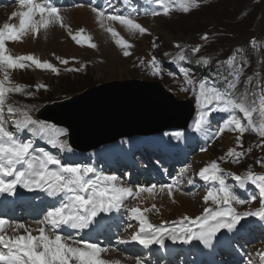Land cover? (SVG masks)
I'll use <instances>...</instances> for the list:
<instances>
[{"label":"rangeland","instance_id":"1","mask_svg":"<svg viewBox=\"0 0 264 264\" xmlns=\"http://www.w3.org/2000/svg\"><path fill=\"white\" fill-rule=\"evenodd\" d=\"M87 1L89 0H74L70 3L72 6L67 8L64 7V9L61 10L69 11V9L71 10L73 7L80 6V4L83 6L87 4L90 6V1ZM100 1L104 2L105 0ZM108 2L114 7L102 8V10L106 9L107 14H126L134 9L137 15L133 18L149 29V33L145 34H140L138 32L130 33L126 26L121 25L118 21L109 22L125 39L129 40L132 46L127 50L131 55L127 57L123 55L125 49H122L115 43L117 37H113L106 31L105 27L100 26L101 23L98 21L97 16L94 17L96 22L95 25H97L94 31L84 23L80 24L79 26L81 27H79L71 22V18L65 19L66 24L69 25L71 23L70 27L73 33L80 28H84L85 35L90 36L91 42L95 43L97 47H90L89 43L86 41L77 44L72 39V36L69 35L68 30L58 27V25L56 28L62 30V37L59 38V34L53 36L52 29V33L49 32V34H47V42L43 45V49L39 47H29L22 51V54H17L7 47L9 54L13 56L26 54L39 55V59L45 58V60H41L51 62L60 70L58 74L51 70L38 69L35 66L25 69L9 70L12 83L25 86V91L23 93H8L7 104H12L14 106H29L31 108L30 115L32 118L44 122L45 125L51 129L53 135L59 134L56 137L58 140L66 141L67 145L71 148V151H68L67 149L53 147L52 144L48 143L50 136L46 133L42 141H38L36 144L34 143V149L37 154H39L40 149H44L58 156L63 164L78 163L92 166L97 170V173L115 174L122 182L129 185H132L135 181L140 185H143V182H145L146 185H148L149 182L151 185L155 183L151 180L148 182L144 181L142 175H140L139 180H127L128 170L124 169V162L130 158L124 156L123 162L121 159L114 161V153L112 151H106L105 153L103 147L91 152H78L70 145V134L66 127L43 120L38 117V114L44 109V106L54 102L68 100L92 87L115 83L117 81L140 80L143 82H161L163 88L173 93V97L177 101L192 99L197 106V116L195 117L197 120L201 111V105L198 103L199 84L201 82H206L208 86L214 84L218 88H226L227 83L231 81L235 75L233 66L227 64V59L233 55L236 56L235 66L243 69L235 92L237 94L243 93L246 85L249 94L264 92V0H197L199 7H194L188 13H184L181 10L180 0H174V2L169 5L171 12L168 15L163 14L161 5L150 3L149 0H127V3H125L124 0H109ZM16 5L17 4H13V6H10L11 9L13 10ZM1 8L0 6V10ZM153 11L159 12L160 14L154 16L151 14ZM4 13L3 17L4 15L7 17V14H11V12L9 13L7 10L4 11ZM106 13L105 15H107ZM62 15H64V12H62ZM9 20H11L9 23L19 24V22H14L18 20V18H12L11 15L9 16ZM88 30H90L92 34H90L91 32L89 31V33ZM205 33L208 34V37L207 39H202ZM39 35L40 34H38V37H36L37 34L33 35L35 41L39 38ZM253 38H255V43L250 44ZM21 41L22 40L16 42L20 43ZM7 42L11 44L15 43V41ZM196 47H200L199 52L193 51ZM181 53L185 56L183 61L179 59ZM153 56L157 58L161 68L158 74H154L150 66ZM57 57L69 59V64H62ZM73 57H75L74 60L72 59ZM205 58L208 59L207 64H204ZM16 73H18V75H16ZM249 77H251L250 83L248 81ZM0 79H3V72H0ZM188 79H191L193 83L188 84ZM38 85H45L46 87L38 88ZM27 93H32V95H27ZM250 99H253V97L250 96ZM254 99L257 102L256 107L258 108L259 95L254 97ZM216 112L219 113V111ZM213 113L214 112H212L211 115H213ZM228 115L227 113V117ZM236 115L246 123L242 113L237 111ZM227 117L225 119H227ZM17 118L16 115L8 114L5 109V120L8 121L7 127L9 128L11 126L9 130L13 128L11 121ZM253 119L257 124L261 122L259 111L253 114ZM224 120L220 121V126H222ZM211 127H213V125ZM189 129H191V127H189ZM227 134H234L236 138L240 137V144L233 145V148H236L237 152L244 153L239 163L233 162L232 158L226 155L229 150L224 146L225 135ZM156 137L157 136L144 138L152 140ZM23 138L26 140L31 139L28 136ZM262 140H264V137H260L258 132L248 131L240 136L238 132L226 129L224 133L219 136L213 135L206 146H196V143L191 142L190 148L193 154L190 160L185 156L183 158L179 157L178 154H176L178 152H157L153 148L148 147L150 146V142L147 149L151 159L150 163H158L159 176L163 175L167 177L166 181H162L163 179L158 177L157 185L169 183L174 179H178L181 184L184 180V184L182 182L181 188L185 190L186 186H190L186 188V190L187 194L192 195L193 199L197 200L198 195L201 193L207 194L213 187V183L205 182L198 175L199 170L207 164L199 165V160L198 164L192 167L195 157L204 153L201 149H206L205 153L209 151L213 158L220 163L221 168L224 170L223 175L227 183L235 186L238 197L252 202L254 200H252L247 193L238 191L234 184L236 182L229 173H237L238 175L244 176L249 170L257 173L261 169L260 174L264 173V147L260 146ZM197 143L201 144L200 141H197ZM249 148L252 149L251 152H248ZM138 151L140 154L135 158L141 157L142 152L140 149ZM74 152H77L78 157H73ZM128 152H131L130 155L135 154V151H131V149L128 150ZM107 155L110 156V161L105 160L108 158ZM69 157H72V160ZM221 157H224V159L221 160ZM114 162H116L119 167L123 166L120 171L114 169L107 170V166L104 165V163L112 164ZM142 162L143 166H146L144 163L147 162L145 160ZM160 164L162 165L161 168ZM188 170L190 178L194 181L192 184L187 183L188 178L186 173ZM97 173L90 174V176L94 177ZM133 173H137L136 167L133 169ZM120 174H122V176ZM186 178L187 180H185ZM216 186L218 187V184ZM253 190L254 187L251 184L250 193ZM38 197L42 198L43 196L40 195ZM257 199L261 200L259 191L257 193ZM134 200L135 199H132L131 203L125 201L124 206H122L119 211H112V218L109 224L111 228L116 229L119 217L123 215L122 209H125V213L127 212L125 214L127 219L131 217L130 212L126 210L131 208ZM35 201L37 207L42 210V213L39 215L40 218L38 219L41 220L52 206L44 200H42V202H39V200ZM208 203L211 204H208L211 206L210 208L214 209L220 207L214 205L212 201H208ZM174 205H177V203H174ZM244 205L245 204L233 203L232 206L239 212L240 208ZM202 207L203 206H199V211L203 214L206 206L204 208ZM36 210L37 209H35V211ZM196 214L193 215V217L196 216ZM188 215L189 214H185V216ZM156 216H160L159 211L157 212L156 210H153V216L150 214L148 215L152 223L160 221ZM6 218L8 219V215H6ZM38 220L29 221L27 219H17L16 217L9 219V224L14 226L16 222H23L27 225L36 223ZM170 222L171 223L166 225V227H179L181 221L172 220ZM135 227L128 228L126 230L127 235L126 232L123 234L126 240H131L130 237L134 233ZM250 228H253V226ZM5 230L6 233L10 235V233L13 232V227L8 228V225H6ZM19 230L24 231V229ZM256 231L255 232L260 235L262 230L257 227ZM255 232L251 234V237L256 238ZM262 238H264V236H262ZM165 240H167V238H165ZM127 243H123L122 245L120 242L116 248L111 246L109 249H106H120L121 247L123 253L129 255L131 251L135 250H129L130 247ZM102 247L104 248L106 246ZM125 247L128 248V250L124 251L123 249ZM236 247L239 248L237 244ZM226 248L229 252H232L230 247ZM0 251L5 250L0 247ZM142 261L144 262L143 258Z\"/></svg>","mask_w":264,"mask_h":264},{"label":"snow or ice","instance_id":"2","mask_svg":"<svg viewBox=\"0 0 264 264\" xmlns=\"http://www.w3.org/2000/svg\"><path fill=\"white\" fill-rule=\"evenodd\" d=\"M124 2L127 3V0ZM149 2L161 5L163 14L168 15L171 12L169 5L174 0H149ZM19 4L26 8V11L12 13V17L19 16V24L5 23L0 27V72H3V79H0V195L14 194L17 185H20L30 191L40 189L60 200L58 207L50 208L46 215L36 222L40 225L36 235L23 222H16L13 226L6 218L0 217V247L5 250L0 251V264H119L118 261L113 262L102 258L101 254L107 249L98 243L82 238L77 239L71 235L65 236L62 234L63 228L83 231L90 225L99 223L98 218L101 213L119 211L125 201L131 203L132 199L141 197L142 193L151 197L157 191H166L170 198H174L175 192L182 191L181 185L178 179H174L160 185H136L135 188L123 186L120 178L115 174L97 173L92 166L78 163L63 164L58 156L44 149H40L37 154L34 149V138L27 140L23 138L25 130L33 133L34 137L40 132L49 134L48 143L53 147L68 151H71V148L66 141L58 140L56 137L59 134L53 135L44 122L33 119L29 106L7 104L8 93L25 91V86L12 83L9 70L25 69L31 66L41 70H51L57 74L60 70L51 62L42 61L34 54L19 56L9 54L6 41H20L28 32L39 34L42 28L47 30L50 26L58 25L66 28L77 44L86 41L92 48H96L97 45L91 42L90 36L85 35L84 28H80L75 33L72 32L70 25L65 23L61 7L55 3V0H42V2L19 0ZM194 7H199L197 0H180V8L184 13H188ZM93 11L96 12L101 26L105 27L113 37H117L115 43L125 49L123 52L125 57L131 55L127 49L132 45L109 22L118 21L126 26L130 33H149L148 28L133 18L137 15L134 9L126 14L109 13L107 15L101 9L94 8ZM151 14L155 16L160 13L153 11ZM37 16L39 19H36ZM207 37L208 34L205 33L202 39ZM253 43L255 38L250 41V44ZM193 51L199 52L200 47L194 48ZM57 59L64 65L69 64V59L60 57ZM72 59L74 60L75 57ZM179 59L181 61L185 59L183 53L180 54ZM235 61V55L227 59V64L233 66L235 75L227 83L226 88L221 89L214 84L208 86L206 82L199 84L198 103L201 105V111L195 122V130L208 134L211 131V113L220 111L229 115L213 135L219 136L229 129L238 132L240 136L248 131H254L258 132L260 137H264V92L249 94L247 85L243 93L235 92L243 71L242 68L235 66ZM207 63L208 59L205 58L204 64ZM150 66L154 74L160 73L161 68L155 56L151 58ZM248 81L251 82V77ZM187 83L192 84L193 81L188 79ZM37 87L45 88L46 86L38 85ZM257 95H259L258 108L254 99ZM250 96L253 99H250ZM5 109L8 114L18 117L11 121L12 130L7 127ZM237 111L243 114L246 123L236 115ZM257 111L261 118L259 124L253 119V114ZM237 141L240 143V137ZM260 146L264 147V140L261 141ZM251 151L252 149L249 148L248 152ZM226 155L232 158L233 162L239 163L244 153L237 152L236 148H230ZM223 159L224 157H221V160ZM223 171L220 163L213 160L198 172L202 180L213 183V187L203 197L204 202L212 201L214 205L220 207L214 209L206 207L200 216H184L180 226L172 228L166 227L167 221L159 225L150 221L147 213L153 210L159 211L155 204H152L151 208L131 207L128 211L139 227L130 239L145 247L154 244L163 245L165 238L180 240L184 243H190L195 239L203 242L205 246H210L211 241L221 229L234 230L243 217L256 215L264 219V173L257 174L250 170L244 176L229 173L237 182V186L246 187L250 183L260 192L261 207L255 212L240 213L232 206L233 203L246 204L248 201L238 197L235 186L227 183ZM93 173L97 174L94 177L90 176ZM8 177L12 178L8 179ZM187 183L192 184L194 181L188 179ZM251 199L255 200L256 197L253 196ZM6 225L13 227V231L24 229V234L8 235L5 231ZM127 227L132 228V222H129ZM127 242L129 241L121 239V243ZM255 255L259 264H264V251H258ZM136 264H143V262L137 258ZM246 264H256V261L249 258Z\"/></svg>","mask_w":264,"mask_h":264},{"label":"bare ground","instance_id":"3","mask_svg":"<svg viewBox=\"0 0 264 264\" xmlns=\"http://www.w3.org/2000/svg\"><path fill=\"white\" fill-rule=\"evenodd\" d=\"M104 2L106 3V1H104ZM0 6L2 7L0 10V27H2L3 24H5L4 22L9 23V21L12 20V19L9 20V16L11 15V17H12L13 12L19 13L21 11H26V8L22 7L19 4V1L13 10L11 9V7H3L2 5H0ZM95 7L102 10V3L98 2V1H92L91 0L90 6L87 4H85V6H83L80 4V6L73 7L71 10L69 9V11H62V12H64L63 16L65 17V19L67 20V19L71 18L70 20H72L71 22L74 25L79 26L80 24L84 23L87 25V27L91 28L94 31L97 28V25H95L96 22H95V18H94L95 16H97V14H96V12L93 11V9ZM6 10L9 11V13L11 12V14H7V17H5V15H4V17H5L4 18L3 13ZM103 11L106 13V9H103ZM68 14L70 15V17ZM12 18H16V19L18 18V20L14 21V22H19V19H20L19 16L12 17ZM36 19H39V16H37ZM69 25L71 26V23ZM56 27H57V25L56 26H50L47 30L42 28L40 30V33H39L40 34L39 38L36 41L34 40V36H33L35 34L28 32L27 34H25L23 36L22 41L20 43L15 41V43L11 44V43L6 41V45L8 48H10L12 50V52H15L17 54L18 53L22 54L21 52L26 50L29 47H39V48L43 49V45L46 44V42H47V34H49V32H51L52 29H53L52 30L53 33L52 32L51 33L53 34V36H55L56 34H59V38L62 37L61 36V35H63L62 30H60ZM79 27H81V26H79ZM84 27H86V26H84ZM90 30H88V32ZM90 34H92V32ZM36 37H38V34ZM36 56L39 57V55H36ZM41 59L45 60V58H41ZM16 75H18V73H16ZM226 117H227V113L220 112V111H219V113H217V112L213 113V119H211L212 118V115H211V117H210L211 121L216 122L217 124H214L213 127H211V131L208 134L203 133V137L205 140L203 146H206V144L213 137V133L219 127V123H221L219 121L224 120ZM195 122L196 121H194L191 124V126H190L191 129L186 130L187 133L181 132V130H179V129H177L175 131H166L163 134H161V135L157 136L156 138L149 140V141H147L143 137H140L139 135L125 136V137L119 138L118 140H116L114 142L105 144L103 146V149H104L105 153H106V151H108V152L112 151L114 153V156H113L114 161L121 159L123 162L124 156L130 158L129 160L125 161L124 164H132V162L134 161L135 154L130 155L131 152H128V150L131 149V151H134L135 150V143L138 146H148V144L150 142V146H148V147H152L157 152H163V150H171V151L179 150L181 152V154L184 156L185 151H186L185 150L184 137L186 134L188 135V137H190L191 134H194L195 132H197L195 130ZM9 128H11V126ZM45 134L46 133H44V132H40V133L35 134V137H34V134L27 130V131H24L23 137L28 136L31 139L34 138V141H35L34 143L36 144V143H38V141H42L45 138L44 137ZM225 136H226V138L224 140V146L227 147L228 149L233 148V145H236V144L239 145L240 144V143H238L237 138L234 136V134H227ZM205 151H203L204 153L202 155H197L195 157V160H194L195 162L193 161L192 167H195L198 164L199 160H200L199 165L209 164V163H211V161H213L214 158H213L212 154L209 151H207L205 153ZM126 154H128V155H126ZM192 154H193V152L191 151V149L187 148L186 155L191 158ZM73 157L74 158L78 157L77 152H74ZM199 157H200V159H199ZM69 158L71 159L72 157H69ZM106 160L110 161V156H108V158ZM50 167H53V166H50ZM136 168L138 170V169H140V166L136 165ZM261 170H259L258 172H261ZM186 174H187V178L191 179L189 176V170L187 171ZM11 178L12 177H8V179H11ZM187 178L185 180H187ZM234 181H235V179H234ZM182 182L184 184V180ZM182 182H181V184H182ZM121 183L123 186H130L133 188H135L136 185H140L139 183H137V181H135V183H133L132 185H129V184L124 183L122 181H121ZM142 184L146 185L145 182H143ZM148 185H150L149 182H148ZM235 185H236L238 191L249 193L250 185H251L250 183L246 187L237 186V182L235 183ZM188 187L189 186H186L185 190L182 189V191L175 192L174 198H170L167 195L166 191L165 192H158L157 191L151 197H149L146 193H142L141 197L135 198L131 207L139 206L141 208H151L152 204H155L157 209H159V213H160V216H156V218L160 219V221L154 222V224H157V225H159L165 221L168 222L167 225H169L171 223L170 221H172V220L181 221V219L185 216V214H189L188 215L189 217H193V215H195L197 213L196 216H200V215H202V213H200L201 211H199V206H203L202 208H204L205 206L210 208L211 204L208 202L205 203L203 200V197L206 195V193L205 194L201 193L198 195V197L196 196L197 200L193 199L192 195L187 194L186 188H188ZM253 187H254V190L251 193H249V197L255 196L256 199L252 202L248 201V203H246L243 207H241L240 211H239L240 213L255 212L258 208L261 207V200L257 199V193L259 190L255 185H253ZM41 193H45V191H42L40 189L30 191L28 189L23 188L20 185H17L14 194L4 193V194L0 195V217H4L5 215H7L8 213H11L12 211L16 212V216L14 218L23 217L22 213L19 211V209H22L21 207L18 206L19 199L20 200H27V198L29 196L33 197V196H37ZM14 198H16V199H14ZM173 202L177 203V205H174ZM208 204H210V205H208ZM127 205H129V204H127ZM196 208H197V210H196ZM126 211H128V210H126ZM17 214H19V215H17ZM149 214L153 216V211L148 212V215ZM196 216H194V217H196ZM8 217L13 218V216H11V214ZM250 217H252V219H250ZM245 219L246 220L242 224L243 230H245V231L247 229L249 230V228L252 226L258 227V228L260 227V229L262 230L260 232L261 233L260 235L255 232V235H256L255 242H253L249 246L250 258L253 259V257L256 256L255 254L258 251H264V238H262V236H264V232H263V230H264V219H262L256 215L245 216ZM98 220H99V223L90 225L87 229H84L83 231L79 230L80 235L75 237V238L79 239V238H83L86 235H89L91 237V240L94 241L95 237H92V235H93L92 234V227H94L95 225L101 224L103 222V213H101ZM127 222L128 223L132 222L133 227L136 226L135 231H138V227H139V226H137L138 223L133 221L132 217H130ZM26 226L33 230L34 235L38 234V228L40 227V225H38L37 223H31V224H27ZM8 228H9V226H8ZM127 229H128V227H127ZM232 233L235 235V230H233ZM21 234H24V231L16 230V231H13L12 233H10V235H21ZM123 237H125V236H122L121 238H123ZM167 240H170V241H166L163 245H159V244L152 245V246H155L154 249H152V250H150V249H148V247H145V246L141 245L140 243H138L136 241H132V240H130L127 244H130V245H128L130 247L129 250H135V251H138L139 253H151V254H157V255H164V256H167L170 258H174V259L178 258L177 257L178 254L183 253L186 259L191 258V254H192L191 250L193 248L191 243H184L180 240H172L170 238H167ZM241 241H243V240H241ZM243 242L247 243L246 241H243ZM222 243L224 245H226V247H230L232 249V252L240 253V249L238 247H236V244H237L236 238H235V240H232V238H230V236H228L227 239L224 240ZM194 246L196 247V245H194ZM123 250L126 251V250H128V248L125 247ZM175 250H177V251H175ZM101 255H102V258H106L107 260L113 261V262L118 261L119 264H136V260H137V259L133 258L132 256L125 255L123 253V251L121 250V247H120V249L107 250L106 252L102 253ZM139 259L142 261V258H139ZM143 264H145V262H143ZM190 264H193V263H190ZM256 264H258V261H256Z\"/></svg>","mask_w":264,"mask_h":264},{"label":"water","instance_id":"4","mask_svg":"<svg viewBox=\"0 0 264 264\" xmlns=\"http://www.w3.org/2000/svg\"><path fill=\"white\" fill-rule=\"evenodd\" d=\"M173 96L159 81H117L44 106L38 117L66 127L72 147L87 152L125 136L186 128L195 104Z\"/></svg>","mask_w":264,"mask_h":264}]
</instances>
